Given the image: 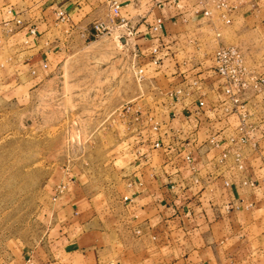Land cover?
<instances>
[{
    "label": "crops",
    "instance_id": "1",
    "mask_svg": "<svg viewBox=\"0 0 264 264\" xmlns=\"http://www.w3.org/2000/svg\"><path fill=\"white\" fill-rule=\"evenodd\" d=\"M10 1L23 10L24 25L0 47V104L17 100L63 58L69 35L55 28L58 10L70 17L71 35L79 40H86L83 29L94 20L109 23L102 0ZM118 1L134 26L136 60L145 68L152 102L145 111L149 123L129 149L120 208L99 209L78 177L68 174L50 187L44 236L15 250L7 264H264L263 97L245 98L255 147H238L240 164L232 154L219 164L227 141L219 149L208 142L211 132L222 130L228 138L239 125L238 115L222 108L214 53L236 45L264 72V0H231L238 7L224 19L210 3L195 6L198 0ZM157 17L163 19L159 33L151 29ZM31 25L36 35L28 32ZM153 49L158 65L150 61ZM194 79L199 89L187 88L193 93L175 101L170 93ZM155 141L161 148L152 147Z\"/></svg>",
    "mask_w": 264,
    "mask_h": 264
},
{
    "label": "rangeland",
    "instance_id": "2",
    "mask_svg": "<svg viewBox=\"0 0 264 264\" xmlns=\"http://www.w3.org/2000/svg\"><path fill=\"white\" fill-rule=\"evenodd\" d=\"M75 35L50 75L0 104V264L44 236L50 187L68 174L99 209L120 208L129 149L147 126L132 42Z\"/></svg>",
    "mask_w": 264,
    "mask_h": 264
},
{
    "label": "built area",
    "instance_id": "3",
    "mask_svg": "<svg viewBox=\"0 0 264 264\" xmlns=\"http://www.w3.org/2000/svg\"><path fill=\"white\" fill-rule=\"evenodd\" d=\"M103 3L109 9V23L103 20H94L91 28L83 29V35L89 40H96L104 34L113 35L117 42L125 44L132 42L135 35L134 26L130 23V19L123 15L121 11V3L118 0H102ZM157 4H163L162 2L168 0H155ZM241 3L243 0H235ZM210 3L215 9L221 12L220 17L225 18L231 11L237 9L238 5L231 2V0H198L195 6H204ZM0 11L3 16L0 17V47L3 45L4 39L12 36L19 28L24 25L23 10L19 9L10 0H0ZM202 13L206 16L210 15V11L203 8ZM55 28L58 31H62L64 35H71V32L75 26L72 25L70 17L62 10H58L56 13ZM163 19L161 17L155 18L151 24V29L155 33H159L162 29ZM28 32L31 35H36L35 26H29ZM157 49H153L151 52V63L158 65L160 58L155 55ZM135 57L136 53H135ZM47 64L43 63V67ZM134 71L137 81L142 82L145 80V68L134 62ZM214 73L222 79V90L225 95V99L221 102L222 108L225 112L230 114H237L239 117V125L235 128V135L230 137H224L222 130H215L208 136V142L212 148L219 149L221 143L227 141V147L221 149L218 155V163L223 164L229 154H232L235 162L240 164L242 160L241 151L239 146L251 144V147H255V143L251 141V125L248 123L249 114L246 109L248 102L246 97L248 94L262 96L264 99V72H259L255 68H252L245 60L244 54L236 45H221L214 53ZM201 81L194 79L188 82L186 87L174 89L170 94L174 96L175 101H181L188 94L193 92L185 91L187 88L199 89ZM184 94V95H183ZM202 97V96H201ZM205 105L202 98L197 99V106L201 109ZM146 123H149V119L146 118ZM154 130H157V124H152ZM159 141L153 142L152 147L154 149L161 148ZM183 151V150H182ZM187 163L191 162V152L185 150L183 156ZM228 185V182L225 183ZM252 184V183H251ZM127 200V197H124Z\"/></svg>",
    "mask_w": 264,
    "mask_h": 264
}]
</instances>
